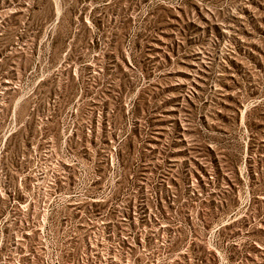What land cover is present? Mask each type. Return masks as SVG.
<instances>
[{
	"label": "rangeland",
	"instance_id": "obj_1",
	"mask_svg": "<svg viewBox=\"0 0 264 264\" xmlns=\"http://www.w3.org/2000/svg\"><path fill=\"white\" fill-rule=\"evenodd\" d=\"M0 264H264V0H0Z\"/></svg>",
	"mask_w": 264,
	"mask_h": 264
}]
</instances>
